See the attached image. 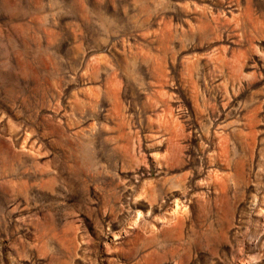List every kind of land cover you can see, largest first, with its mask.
I'll use <instances>...</instances> for the list:
<instances>
[{
  "label": "rangeland",
  "instance_id": "obj_1",
  "mask_svg": "<svg viewBox=\"0 0 264 264\" xmlns=\"http://www.w3.org/2000/svg\"><path fill=\"white\" fill-rule=\"evenodd\" d=\"M0 264H264V0H0Z\"/></svg>",
  "mask_w": 264,
  "mask_h": 264
},
{
  "label": "bare ground",
  "instance_id": "obj_2",
  "mask_svg": "<svg viewBox=\"0 0 264 264\" xmlns=\"http://www.w3.org/2000/svg\"><path fill=\"white\" fill-rule=\"evenodd\" d=\"M126 101H127V100H126ZM174 153H175V152H174ZM175 158H176V157H175ZM146 191H147V193H148L149 196L152 195V191H150L149 188H146ZM144 193H145V192H144ZM176 198H177V197H176ZM148 201H149V200H148ZM150 201L153 203L155 200H152V198L150 197ZM150 201H149V202H150ZM151 202H150V203H151ZM160 204H161V203H160ZM162 204H163V203H162ZM162 204H161V205H162ZM164 204H165V203H164ZM153 205H154V204H153ZM177 205H178V204H177ZM154 206H155V205H154ZM160 207H161V206H160ZM178 209H179V208H178ZM185 235H186V234H185ZM184 237H185V236H184ZM174 241H175V240H174Z\"/></svg>",
  "mask_w": 264,
  "mask_h": 264
}]
</instances>
